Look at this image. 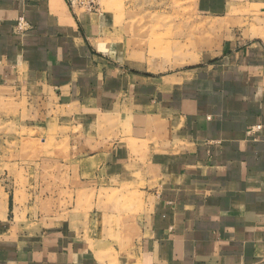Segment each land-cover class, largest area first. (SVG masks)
I'll return each instance as SVG.
<instances>
[{
    "label": "crops",
    "instance_id": "obj_1",
    "mask_svg": "<svg viewBox=\"0 0 264 264\" xmlns=\"http://www.w3.org/2000/svg\"><path fill=\"white\" fill-rule=\"evenodd\" d=\"M195 4L217 42L133 72L101 18L0 0L7 115L91 169L75 190L0 191V264H264V28L238 11L264 0Z\"/></svg>",
    "mask_w": 264,
    "mask_h": 264
},
{
    "label": "rangeland",
    "instance_id": "obj_2",
    "mask_svg": "<svg viewBox=\"0 0 264 264\" xmlns=\"http://www.w3.org/2000/svg\"><path fill=\"white\" fill-rule=\"evenodd\" d=\"M195 1L101 0L99 12L88 15L101 18L102 27L113 35L115 52L109 59L127 71H142V58L170 65L167 59L186 56L189 42L195 46L217 42L220 38L217 33L223 27L221 21L204 19ZM252 6L247 4L238 9L239 13L252 16L244 23L240 21V27L258 31L264 28V16L257 6ZM192 30L194 35H189ZM10 107L8 102L0 100V191L14 190L18 196L26 190L33 194L43 188L83 187L78 178L81 168L85 166L90 172L91 169L85 161L74 163L77 155L70 140L45 138L43 132L22 131L20 122L7 115ZM85 198L78 196V202L82 203L81 199L85 201Z\"/></svg>",
    "mask_w": 264,
    "mask_h": 264
},
{
    "label": "built area",
    "instance_id": "obj_3",
    "mask_svg": "<svg viewBox=\"0 0 264 264\" xmlns=\"http://www.w3.org/2000/svg\"><path fill=\"white\" fill-rule=\"evenodd\" d=\"M69 9L74 14L84 13L92 14L99 12V6L101 0H66ZM28 23L24 18H19L16 24V31L21 33L28 29ZM260 126H257L253 130H260Z\"/></svg>",
    "mask_w": 264,
    "mask_h": 264
}]
</instances>
